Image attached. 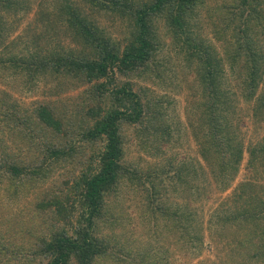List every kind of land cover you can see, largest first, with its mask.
I'll list each match as a JSON object with an SVG mask.
<instances>
[{
	"label": "trees",
	"instance_id": "trees-1",
	"mask_svg": "<svg viewBox=\"0 0 264 264\" xmlns=\"http://www.w3.org/2000/svg\"><path fill=\"white\" fill-rule=\"evenodd\" d=\"M82 1L125 21L122 50L88 14L62 0L39 13L44 47L35 38L15 51L6 41L7 18L25 7L22 0H0V81L27 92L41 84L52 96L104 78L71 108L48 101L23 108L0 90V264H179L190 250L196 257L203 225L191 203L201 200L209 181L228 188L244 157L247 175L235 187L234 212L217 213L213 225L218 243L240 238L218 261L264 264V192L257 194L264 184L248 176L264 175V135L244 143L238 128L242 103L254 133L264 130V0ZM159 27L174 47L166 60L157 59ZM204 27L220 52L204 38ZM60 36L72 47L60 45ZM116 74L144 76L165 93L134 92L128 83L117 85ZM182 93L187 131L171 99ZM186 133L198 159L171 153ZM130 149L142 155L127 160ZM48 181L32 209L15 212L21 198ZM128 194L138 198L134 209L147 228L145 240L132 235L133 218L123 208ZM169 194L184 202L171 205ZM159 236L173 251L157 246Z\"/></svg>",
	"mask_w": 264,
	"mask_h": 264
},
{
	"label": "rangeland",
	"instance_id": "rangeland-1",
	"mask_svg": "<svg viewBox=\"0 0 264 264\" xmlns=\"http://www.w3.org/2000/svg\"><path fill=\"white\" fill-rule=\"evenodd\" d=\"M62 0H22L24 5V11H21L17 13L15 16L8 17V24L7 28L10 30V33L6 39L7 42H13L16 46L13 47L15 51L19 50L24 44H26L28 41H32L36 38V45L39 47H44L46 44V37L43 35V28L42 24L39 21V13L40 11L44 12V9L46 8L49 12L54 10L55 6H58L59 3H61ZM67 2L71 3L76 8H79L81 12L84 14H88L87 16L89 19L93 20L95 25L99 27L101 30H103V35L105 38L109 39L110 43H114V45L117 47L119 51L122 50L125 40V37L127 35V29L125 27V21L121 22L118 19L102 15L99 12L90 11L89 6L84 3L82 0H67ZM99 13V14H98ZM159 26V24H158ZM209 28L204 27L202 34H204V38L206 40H209V43H212L215 45V47L218 49L217 51L220 52V45L218 43H215L214 40L211 38V33L208 32ZM158 33L164 36H161L162 39H160V42L162 44V47L159 50V56L157 59H167L171 58L174 53V47L171 44V41L168 36H165L164 30L162 27L158 28ZM40 36V38H38ZM60 39V45L66 47H72V45L69 42H66V39L62 36L57 38ZM30 43V42H29ZM31 48L32 45H29ZM77 50V48H75ZM163 65H167L165 61H162ZM169 66V64L167 65ZM109 76V75H108ZM115 81H117V85L128 83L129 88L136 92L138 90H141L142 92H148L153 93L154 95L161 96L164 95L165 90H161V86L158 82H155L154 80L147 79L146 77L142 76V78H138L130 74L129 76L126 75H115ZM229 79V78H228ZM104 81V78H92L90 83L82 84L76 89H68L65 91H62L57 94H53L52 96L46 94L41 89V84L38 85V88H36L34 91L27 92L25 90H22L19 85H14L12 82H9L7 80L6 82L0 81V90L9 91L11 93V100L10 103L18 104L19 106L26 108H31L32 104L34 102H42V101H48L50 103H54L57 108H61L63 105H68L69 108H71L74 104L73 100H75L76 97L82 96V91L87 90L90 88V86L99 84ZM231 84V83H230ZM234 89V87H232ZM167 93V92H166ZM169 97V96H168ZM171 98V97H170ZM173 103V113L178 116V121L181 123V127H183L184 130H186L185 124H184V108L186 106V95L185 93L174 95L172 98ZM68 108V109H69ZM248 105L246 104H239V110L240 115L242 116V121L239 122L238 128H239V135L243 139V142L246 143V141H256L257 138L264 135V130L262 133H254L253 126L251 124L252 119L250 117V113L247 110ZM168 114H171L170 111H168ZM170 116V115H169ZM187 131V130H186ZM182 133H184L182 131ZM187 134V133H186ZM171 148V147H170ZM171 153L177 154L179 158L183 159H198L197 155V146L194 144V141L191 139L190 135L187 134L185 138H182V140L176 144H174L171 148ZM141 154V153H140ZM136 151L129 150L127 154V160H132L133 157H136L138 155ZM142 155V154H141ZM200 160V158H199ZM246 158L244 157L243 160L240 163V168L237 173V175L234 177V179L230 182L228 188L220 191L218 188L214 187L211 181V186L205 190V195L202 196L198 202L191 203L192 206L198 207L197 211V217L201 219L202 225H203V245H202V251L199 255L196 257H193V254H195L194 250H190L186 254L184 253L182 256L179 257V264H224L219 261H224L225 249L229 248V245L235 241L238 237L237 234H234L232 236L227 237L226 239L222 240L221 243L217 242L216 234L214 232L215 227L213 226L216 222L215 215L217 213H220L222 217L224 215H230L232 214L235 208V204L232 203L233 195L236 193V185L243 180L246 179V169L244 168ZM151 161V160H149ZM200 165L203 167V163L200 162ZM58 173H56L52 178H57ZM248 176L256 177V180L258 184H264V175H261V178H259V175L256 176L255 174H251ZM51 179H49L50 181ZM49 181L46 182L43 185H38L37 187H34L31 191L27 193V195L24 196V198H21L17 205L14 207L15 212L26 211L32 209V204L36 201L42 199V197H39L40 194H42L44 191L47 190L49 187ZM204 184L207 183V181L203 182ZM264 190L260 187L258 189L257 194L261 197H263ZM234 193V194H233ZM39 197V198H38ZM260 197V198H261ZM123 208L124 210L128 211L130 216L133 218V221L130 223L135 229L132 230L133 236H138V238L147 239L148 238V231L144 224L140 223L138 219L136 218V213L134 209V205H136V200L138 199L137 196H132L128 194L127 197L123 198ZM188 203H190L191 199L187 198ZM168 202L173 205L174 203L181 205L184 202V198L180 199L176 197L175 195L168 196ZM128 207V208H127ZM126 208V209H125ZM13 210V205H12ZM210 220L212 227L211 229H208L206 222ZM206 224V225H205ZM151 226V225H149ZM218 227V226H217ZM232 230L236 228V226L231 227ZM232 232L230 231V235ZM155 234H153L154 236ZM164 237V236H163ZM163 237H155L157 246L162 245V248L171 252L173 251V245H168V240L164 241ZM233 237V238H232ZM4 239L10 240L11 242H15L14 238H11L10 235H3ZM216 238V240H215ZM240 236L238 237V239ZM168 245V246H167ZM236 245V244H235ZM217 252V256H216ZM192 254V255H190ZM190 255V256H189ZM3 259V258H2ZM0 259V260H2ZM219 260V261H218ZM4 261V259H3ZM12 264V263H10Z\"/></svg>",
	"mask_w": 264,
	"mask_h": 264
}]
</instances>
